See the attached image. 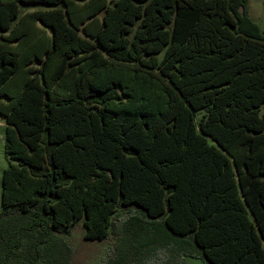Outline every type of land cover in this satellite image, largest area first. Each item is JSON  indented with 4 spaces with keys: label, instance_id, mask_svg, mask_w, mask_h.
<instances>
[{
    "label": "trees",
    "instance_id": "1",
    "mask_svg": "<svg viewBox=\"0 0 264 264\" xmlns=\"http://www.w3.org/2000/svg\"><path fill=\"white\" fill-rule=\"evenodd\" d=\"M21 3L50 8L17 22ZM247 7L0 0V264H75L81 218L114 239L102 264H264V32Z\"/></svg>",
    "mask_w": 264,
    "mask_h": 264
},
{
    "label": "rangeland",
    "instance_id": "2",
    "mask_svg": "<svg viewBox=\"0 0 264 264\" xmlns=\"http://www.w3.org/2000/svg\"><path fill=\"white\" fill-rule=\"evenodd\" d=\"M50 6L44 4H20V16L17 22L22 21L24 14L29 10L49 9ZM248 14L260 26L264 32V0H248ZM22 27L28 31V35L33 37L36 33V28L28 20ZM37 49L42 47L40 43L33 45ZM28 49V50H30ZM8 165V156L6 153V120L0 114V212L3 209L2 204V177L4 169ZM85 218L78 220L73 226L71 233L65 235L66 241L71 245L73 250V262L75 264H102L108 257L114 246V239L109 237L105 240H90L85 238L86 227L84 225ZM162 264H205L200 257L191 255L173 256L168 262Z\"/></svg>",
    "mask_w": 264,
    "mask_h": 264
},
{
    "label": "water",
    "instance_id": "3",
    "mask_svg": "<svg viewBox=\"0 0 264 264\" xmlns=\"http://www.w3.org/2000/svg\"><path fill=\"white\" fill-rule=\"evenodd\" d=\"M96 240H99V239H96Z\"/></svg>",
    "mask_w": 264,
    "mask_h": 264
}]
</instances>
